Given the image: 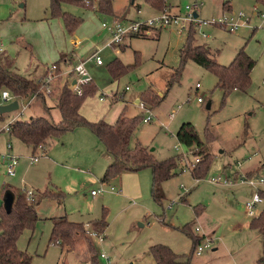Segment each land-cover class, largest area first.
Returning <instances> with one entry per match:
<instances>
[{
  "label": "rangeland",
  "instance_id": "374dc122",
  "mask_svg": "<svg viewBox=\"0 0 264 264\" xmlns=\"http://www.w3.org/2000/svg\"><path fill=\"white\" fill-rule=\"evenodd\" d=\"M78 1L87 5L91 0ZM224 2L230 9L223 8ZM165 3L172 14L182 16L186 6L198 5L195 13L200 23L194 25L195 42L207 45L220 64H228L236 51L244 47L256 62L245 91L232 90L225 95L216 87V76L191 60L186 61L180 73L176 70L180 66L179 48L188 28L179 33L175 27H168L158 29V36L153 35L158 31L155 29L142 37H127L126 45L120 46V49L126 46V51H113L114 48L105 46L110 34L101 24H110L114 19L127 21L122 18L125 14L113 17L63 2V11L82 19L70 34L60 17L50 15V0H0V53L12 58L18 73L35 79L58 60L59 53L73 51L70 63H59L61 71H67L85 60L91 48L101 47L98 53L101 65L93 60L84 63L96 92L84 100L82 115L88 120L113 122L126 104L125 114L139 117L131 143H140L157 160L177 157V167L161 183L163 198L157 202L151 193L149 168L101 180L109 157L101 141L87 127L66 131L53 139L49 148L43 149L44 153L47 149L46 155H40L33 164L29 163L32 153L26 144L7 131H0V207L5 188L14 194L20 189L27 194L31 192L30 195L34 190L45 189L62 194L60 205L55 199L40 201L36 206L40 218L31 229L23 230L17 240L18 248L31 255V264H81L96 260L101 251L108 255L109 264H154L148 252L154 244L166 245L188 256L193 241L181 230L186 223L190 225V233L212 236L210 248L200 255L192 251L190 264H257L263 240L260 232L250 227L251 217L244 205L259 190L264 191V183L252 186L240 178L245 176L246 167L260 163L263 165L259 172L264 174V18L254 10L257 7L264 13V4L257 0H165ZM112 8L125 12L128 20L159 13H154L145 0H112ZM230 18L240 23L233 32L214 23L229 22ZM76 40L80 41L78 46H74ZM116 57L131 65L117 79L108 72L109 62ZM60 74L58 71L55 93L66 78ZM147 90H151L153 100L163 97L158 105L142 99L141 93ZM54 94L45 97L48 105L55 101ZM140 103L153 115L149 122L142 120L147 113L139 107ZM17 112L5 113V121L0 124L8 122ZM34 113H44L38 98L18 118H28ZM53 117L59 120L60 115L57 117L55 112ZM183 122L194 125L202 142L201 146L190 148L184 158L179 153L187 147L176 139V131ZM205 151L210 154V163L205 175L196 179L189 168ZM4 155L17 158L14 175L7 173V161L1 159ZM98 189L103 190L91 193ZM260 196L259 209L264 208V195ZM60 215L90 223L91 229L105 234L103 241L87 237L79 230L70 250L49 242L51 218ZM100 219L106 222V228L94 226L93 221ZM203 242L201 239L200 243Z\"/></svg>",
  "mask_w": 264,
  "mask_h": 264
},
{
  "label": "trees",
  "instance_id": "16d2710c",
  "mask_svg": "<svg viewBox=\"0 0 264 264\" xmlns=\"http://www.w3.org/2000/svg\"><path fill=\"white\" fill-rule=\"evenodd\" d=\"M148 5L160 12L166 6L165 0H145ZM264 4V0H257ZM63 2H72L94 10L100 14L114 17L112 0H92L89 4L79 3L78 0H50V15L60 17L63 21L65 30L72 33L80 24L82 19L63 11ZM223 3V8L228 6ZM161 29L157 28L156 30ZM154 30V29H153ZM67 53L60 54V58L54 62L59 70V63L65 60ZM180 66L176 69L179 73L186 61L191 60L204 67L217 78L216 87H220L227 95L232 90L245 91L250 84V73L255 65V60L249 56L242 46L239 48L233 59L228 64H220L210 52V48L205 44H198L194 39V26L190 25L181 47L179 48ZM110 73L113 78L126 72L131 65H124L115 58L111 63ZM7 89L10 93L19 98L29 97L37 93L35 99H39L43 105L44 113L41 115H31L28 118L15 119L10 124L9 134L30 146L32 151L37 150V146L47 148L53 139L62 135L64 132L73 130L77 127H87L103 144L109 163L106 165L102 181H106L114 175L123 172H135L142 168H149L152 173L151 193L157 202L163 198L161 183L168 179L177 167V157L172 156L164 160L155 159L152 152L140 143H131V136L135 130L139 117L128 116L122 111L114 123H109L104 119L88 120L81 112L80 108L88 96L96 92V86L90 79L82 85L81 94L73 92L65 84L57 91L55 96V107L60 112V119L55 121L50 113L51 106L47 105L45 95L39 90L40 84L35 79L26 77L14 69V61L5 53H0V90ZM151 90L142 94V99L152 101L158 105L161 99L153 100ZM3 114H0L2 119ZM176 139L180 144L187 148L201 146L202 142L191 122H183L176 131ZM202 152H199L201 156ZM209 153L205 151L201 159L195 162L190 169V174L199 179L206 173L210 163ZM209 157V159H208ZM8 189L5 188L4 193ZM14 194V192H13ZM4 195V194H3ZM2 195V196H3ZM43 199H55L57 204L62 203L61 191L45 189L44 191H34L32 196H28L23 189L14 194L13 202L9 212L0 207V264H31V255L25 250L19 249L17 240L23 230L31 229L35 222L40 218L36 206ZM52 228L49 242L72 249L76 241L75 235L79 230L83 231V223L69 220L66 215L51 218ZM90 224V223H89ZM98 229L100 226L106 228L107 224L103 219L93 221ZM189 223L182 226L181 230L192 239L191 253L188 256L178 254L171 248L163 244L151 245L148 249L154 264H190L191 254L195 245L200 242V236L194 235L189 231ZM250 226L258 230L263 240V250L258 258L257 264H264V208L256 217H252ZM96 231V230H95ZM98 232V231H97ZM94 262H97L94 260Z\"/></svg>",
  "mask_w": 264,
  "mask_h": 264
},
{
  "label": "built area",
  "instance_id": "2783aa9c",
  "mask_svg": "<svg viewBox=\"0 0 264 264\" xmlns=\"http://www.w3.org/2000/svg\"><path fill=\"white\" fill-rule=\"evenodd\" d=\"M96 2V0H93V2ZM187 11L185 15L180 14H172L167 8H164L162 11H160L157 14L151 15L145 19H133V20H127V21H120L114 19L110 24H106L103 22L101 26L105 28L108 33L110 34L109 41L106 43L105 46L114 48L115 51H118L120 49L121 45H125V39L127 37H133V36H142V35H148L151 33L153 29L157 28H168V27H175L177 32H181L185 30L186 28H189L190 25H195L196 23L199 24L200 20H198L197 16H195V11L198 9L197 4H193L192 6H186L185 8ZM254 10L256 11V7H254ZM264 18V13H259ZM217 24H221L223 26H227V29L231 32L237 29V27L240 25L237 21H233L232 18H230V21L227 22L226 20H221L219 22H214ZM101 50V47H96L90 55L87 57L88 60H94L96 64H102V59L99 56V52ZM84 61H79L76 63L70 70H67L65 73H63L66 76V80L64 81L66 83V86L70 88L73 92L77 94H81L82 92V85L86 84L90 81V77L86 71V68L84 66ZM57 66L56 64L50 65V67H47L45 70V73L40 76L36 81L39 82L40 88L39 90L43 93V95L49 96L53 95L57 88L55 87V80L57 76ZM62 74V73H61ZM60 74V75H61ZM62 74V75H63ZM199 87V84L196 83V88ZM128 87H126L127 89ZM37 93L31 94L29 97L26 98H19L10 93L7 89H1L0 90V104H6L13 100H17L18 103V109L16 111L17 115L13 116L8 122L0 124V131H7L9 133L10 130V124L15 120L18 119V116L22 115L23 112L26 110V108L29 106V104L35 99ZM100 99L102 97L100 96ZM198 102H202L201 97L196 98ZM139 107L147 113L146 116L142 117V120L144 122H149L153 115L150 111V109L146 108L143 103L139 104ZM8 149L10 148L9 143L7 144ZM44 147L37 146V152L33 153L32 156H30V162H35L38 160L39 156L44 154L43 152ZM176 149L178 147L176 146ZM189 151V148L185 152H180L179 155L184 156ZM182 157V156H180ZM1 159L7 161L6 170L9 175L15 174V167L17 164V158L11 156V155H4L1 156ZM195 162L198 161V158L196 157L194 159ZM242 182H246L252 186H257L258 184L264 183V174L259 176H242L241 178ZM219 180V177L217 178ZM113 188H111L112 190ZM25 190V189H23ZM103 189H98L97 191L92 190L91 193L93 195L97 194L96 192L102 191ZM27 194L29 197L31 192H28ZM261 202V196L259 192L255 193L251 200L247 201L244 205L245 212L249 217H256L258 216L260 209L257 207L258 204ZM198 231V228L195 229ZM83 231L85 232V235L87 237H94L98 242H102L103 238L105 237V234L102 232H97L89 227V223L83 225ZM201 237V236H200ZM201 239L204 240L203 243L198 242L193 252L197 255H200L204 249L210 248L212 243V237L202 233ZM96 261H84L81 264H100V261H102V264H109V257L104 252L101 251L97 254Z\"/></svg>",
  "mask_w": 264,
  "mask_h": 264
},
{
  "label": "crops",
  "instance_id": "0c3cea01",
  "mask_svg": "<svg viewBox=\"0 0 264 264\" xmlns=\"http://www.w3.org/2000/svg\"><path fill=\"white\" fill-rule=\"evenodd\" d=\"M230 5L228 4V6L226 7V9H230ZM153 11H154V13H155V9H153V8H151ZM140 9L138 8L137 9V13L139 14L140 13V11H139ZM151 11V10H150ZM113 12H114V15H122V14H125L122 18H124L125 20H128V18H127V15H126V13L125 12H121V11H119V12H115L114 11V9H113ZM260 13V11L258 10V8L256 7V14H259ZM152 15V14H151ZM123 19V20H124ZM131 20H133L134 18H130ZM129 19V20H130ZM162 29V28H161ZM160 29V30H161ZM155 30V29H154ZM160 30H158L157 32H156V34H153V35H156V36H158L159 35V32H160ZM134 37H142V36H134ZM74 43V46H78L79 44H80V41L79 40H76V41H74L73 42ZM126 45V44H125ZM125 47L126 46H124V48L123 49H120V50H122L123 52H125L126 51V49H125ZM92 49V50H91ZM90 50L91 51H93V48H91ZM90 51V52H91ZM113 51H115V50H113ZM64 53H66V52H64ZM60 54H62V53H59V57H58V59L60 58ZM118 60H120V58L119 57H116ZM74 59V53H73V51H70V52H67V57H65V60L64 61H62L61 63H64V64H68V63H70L72 60ZM115 59V58H114ZM86 60H88L87 58L84 60V59H82V60H80V61H86ZM57 61V60H56ZM94 61V60H93ZM113 61V60H112ZM111 61V62H112ZM121 61V60H120ZM55 62V61H54ZM111 62H109V65H108V72H109V74L111 75V73H110V68H112V66H111ZM122 62V61H121ZM102 63H103V61H102ZM123 63V62H122ZM52 64H54V63H52ZM96 64V63H95ZM124 65H125V63H123ZM96 65H99V64H96ZM101 65V64H100ZM127 65V64H126ZM47 68V67H46ZM59 70H60V72L63 74V73H65L66 71H61V69L59 68ZM45 73V72H44ZM43 73V74H44ZM42 74V75H43ZM42 75H40V74H38V76L40 77V76H42ZM38 76H35V80H37L39 77ZM112 77V76H111ZM119 76H117L116 77V79L118 78ZM113 78V77H112ZM65 80H66V78H64ZM64 80V81H65ZM92 80V79H91ZM66 85V83L65 82H63L61 85H60V88L63 86V85ZM58 89V88H57ZM141 95V94H140ZM35 100V99H34ZM33 100V101H34ZM99 100H102V99H100V97H99ZM32 101V102H33ZM46 101V103H47V100H45ZM137 101H138V97H136L135 99H134V102L135 103H137ZM115 102V101H114ZM40 104H41V101H40ZM48 105V104H47ZM55 105V103L53 102V104L52 105H49V106H51V109H50V113H51V116L53 117V114L56 112V115H57V117L60 115V112H59V110L54 106ZM82 107V106H81ZM126 108H127V105L125 104L124 105V107L119 111V112H117V114H116V117L114 118V121L113 122H109V123H114L115 122V120H116V118L118 117V115L122 112V111H124V113H125V110H126ZM54 110H57V111H54ZM80 112H81V108H80ZM35 115H37L36 113H34ZM34 114H29L30 116L31 115H34ZM82 114V113H81ZM29 117V116H28ZM53 119H54V117H53ZM57 119V118H56ZM56 119H54L55 121H57ZM60 119V118H59ZM89 120H91V119H89ZM94 120H98V119H94ZM2 121H5V113H3V116H2V119H0V122H2ZM78 128V127H77ZM10 135V134H9ZM8 143H10V142H7V144ZM10 145V144H9ZM27 146V145H26ZM28 148H29V150L31 151V153L33 154V153H35V152H37V150L35 151V152H33L32 151V148L30 147V146H27ZM10 148H11V146H10ZM9 148V149H10ZM47 148H49V147H47ZM46 152H47V149H46V151H45V153H44V156L46 155ZM43 155V154H42ZM109 157V156H108ZM110 160V159H109ZM38 161V160H37ZM37 161H35V162H37ZM29 163L30 164H33L34 162H30V159H29ZM108 163H109V161H108ZM107 163V164H108ZM106 164V165H107ZM17 165V164H16ZM262 165H263V163H260L259 165H255V166H248V167H246L245 168V170H243L244 171V174L246 175V176H259V175H262L263 173H261V172H259V169L260 168H262ZM105 168H106V166H105ZM15 170H16V168H15ZM9 190V189H8ZM113 190V189H112ZM9 191H11V190H9ZM35 191V190H34ZM12 193H13V191H11ZM259 194L260 195H264V191H261V190H259ZM261 200H262V198H261ZM261 203V202H260ZM244 209H245V207H244ZM262 209V208H261ZM260 209V210H261ZM250 221H251V219H249V225H250ZM251 227V226H250ZM207 235H209L210 236V234H207ZM212 237V236H211ZM215 249V248H214ZM86 261V260H85ZM84 262V261H83Z\"/></svg>",
  "mask_w": 264,
  "mask_h": 264
},
{
  "label": "water",
  "instance_id": "95a60500",
  "mask_svg": "<svg viewBox=\"0 0 264 264\" xmlns=\"http://www.w3.org/2000/svg\"><path fill=\"white\" fill-rule=\"evenodd\" d=\"M194 15L197 16L196 13ZM209 106H210V103L208 102L206 107L209 108ZM17 109H18L17 100H13V101L6 103V104H0V114L9 113V112L15 111ZM13 198H14V194L11 191L7 190L4 193L2 202H3V207H4L6 212L10 211V208H11V205L13 202Z\"/></svg>",
  "mask_w": 264,
  "mask_h": 264
}]
</instances>
